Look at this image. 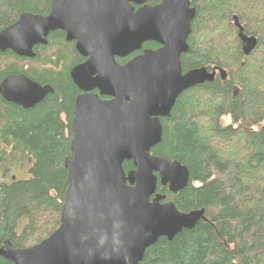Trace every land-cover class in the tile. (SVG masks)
Returning a JSON list of instances; mask_svg holds the SVG:
<instances>
[{"label": "trees", "instance_id": "obj_1", "mask_svg": "<svg viewBox=\"0 0 264 264\" xmlns=\"http://www.w3.org/2000/svg\"><path fill=\"white\" fill-rule=\"evenodd\" d=\"M50 1L0 0V31L22 13L46 15ZM190 4L196 15L182 70H215V77L178 97L160 121L162 139L151 154L189 171L188 185L177 194L159 185L157 192L179 212L203 209L204 218L172 241L159 238L140 264H264V0ZM238 27L255 39L248 55ZM47 43L34 49V59L0 53V82L24 74L54 90L28 110L0 96V249L5 241L14 249L36 245L60 223L78 93L69 72L80 57L59 31ZM25 163L28 178L12 180L9 166ZM123 168L132 170V162ZM0 264L13 263L0 257Z\"/></svg>", "mask_w": 264, "mask_h": 264}, {"label": "water", "instance_id": "obj_2", "mask_svg": "<svg viewBox=\"0 0 264 264\" xmlns=\"http://www.w3.org/2000/svg\"><path fill=\"white\" fill-rule=\"evenodd\" d=\"M156 1L149 6L146 0H52L46 16L22 13L0 31V53L33 59V48L47 45L49 35L61 31L86 58L69 74L82 94L73 107L59 226L25 249L5 241L0 257L13 264H140L159 238L172 241L204 218L203 209L179 212L157 192L159 185L177 194L188 185L189 171L151 150L160 144V121L169 118L178 97L212 82L215 70H182L180 57L189 51L196 15L190 0ZM132 4L140 7L134 11ZM238 30L248 55L255 39ZM147 42L160 48L117 63L116 58ZM46 93L23 74L0 82L3 100L24 109ZM124 162H132L133 169L125 172Z\"/></svg>", "mask_w": 264, "mask_h": 264}, {"label": "flooded vegetation", "instance_id": "obj_3", "mask_svg": "<svg viewBox=\"0 0 264 264\" xmlns=\"http://www.w3.org/2000/svg\"><path fill=\"white\" fill-rule=\"evenodd\" d=\"M52 1V0H51ZM51 1H50V3H51ZM154 2L153 3H150V2H148V0H146V4L147 5H149V6H154V5H156V4H158L159 3V1H156V0H153ZM50 6V5H49ZM132 6L134 7V11H136L140 6L139 5H135V4H132ZM48 13H49V10H48ZM47 13V14H48ZM46 14V15H47ZM46 15H42V16H46ZM58 32V31H57ZM59 32H61V31H59ZM62 34H63V36H64V40H65V34L63 33V32H61ZM67 42V41H66ZM68 43H70L71 45H72V47H73V49L75 50V48H74V45H75V42L74 41H71V42H68ZM48 44V43H47ZM147 44H148V42L147 43H144L143 44V46H142V49L141 50H139V51H137V52H134V53H132L131 55H129V56H127V57H124V58H116V61H117V63L119 64V65H124L126 62H128L130 59H132V58H134L135 56H137V55H139V54H141L142 53V51L143 50H157L158 48H160V46L158 45V44H156V43H154L153 42V44H156V47H147ZM46 46V45H45ZM37 47H39V46H35L34 48H33V52H34V49L35 48H37ZM75 52H76V50H75ZM76 54H78L77 52H76ZM35 56H36V54H35ZM78 56L80 57V61L78 62V64L77 65H79V64H81V63H83V62H85L86 61V58H83L82 56H80L79 54H78ZM19 58V57H18ZM35 58V57H34ZM33 58V59H34ZM23 59H26V58H23ZM77 65H75V66H77ZM74 66V67H75ZM73 68V67H72ZM71 68V69H72ZM71 71V70H70ZM69 74H70V72H69ZM24 75V74H23ZM26 76V75H25ZM27 77V76H26ZM28 78V77H27ZM30 81H32V82H34V83H36V84H38L40 87H46L47 88V92L48 93H46V95H44V97L41 99V101L39 102V103H41L43 100H45L49 95H51V94H53L54 93V90H53V88L51 87V86H49L48 84H40V83H38V82H36V81H34V80H32V79H30V78H28ZM71 80V79H70ZM72 82V81H71ZM77 90H78V93H77V95H76V97L77 96H79L80 94H82V92L77 88ZM93 93H97V91L96 90H94L93 91ZM2 98V97H1ZM3 99V98H2ZM76 99V98H75ZM100 99H102V100H108L109 98H106V97H100ZM6 102V101H5ZM75 102V101H74ZM39 103H37L36 105H38ZM9 104H11V103H9ZM13 105V104H12ZM36 105H34V106H36ZM16 106V105H15ZM34 106H32L31 108H33ZM17 107H19V108H21V109H24V108H22V107H20V106H17ZM31 108H28V109H31ZM28 109H24V110H28ZM72 118H73V116H72ZM71 121H72V119H71ZM70 126H71V124H70ZM5 170V169H4ZM12 178V180H15V177L14 176H12L11 177Z\"/></svg>", "mask_w": 264, "mask_h": 264}, {"label": "rangeland", "instance_id": "obj_4", "mask_svg": "<svg viewBox=\"0 0 264 264\" xmlns=\"http://www.w3.org/2000/svg\"><path fill=\"white\" fill-rule=\"evenodd\" d=\"M226 122H228V121L226 120ZM6 169H8V168H6ZM28 169H29V165L26 163L22 167H17L16 165L9 166V169H8L10 171L9 176H14L15 179L25 180L28 178V173H27ZM2 170H4V168H2ZM0 177H1V175H0Z\"/></svg>", "mask_w": 264, "mask_h": 264}]
</instances>
